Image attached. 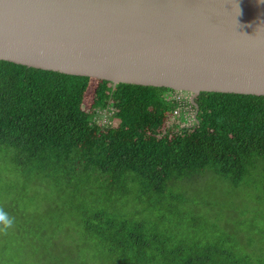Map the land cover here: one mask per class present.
Masks as SVG:
<instances>
[{"label":"trees","instance_id":"16d2710c","mask_svg":"<svg viewBox=\"0 0 264 264\" xmlns=\"http://www.w3.org/2000/svg\"><path fill=\"white\" fill-rule=\"evenodd\" d=\"M91 82V103L84 108ZM171 92L113 87L0 61V168L42 182L53 179L58 186L78 185L84 173L94 182L112 179L115 185L132 175L131 183L136 180L143 194L163 192L180 178L193 183L205 171L228 179L234 188L245 186L246 174L264 172V97L201 93L194 100L193 124L183 126L182 117L171 115L177 108ZM108 106L116 109L115 128L92 121L94 111ZM106 194L119 191L109 185ZM10 205L14 213L19 203ZM85 209L78 226L100 250L101 264L107 258V264H227L213 254L212 244L185 245L147 229L142 218ZM52 247L39 264H93L87 257L79 260L75 244ZM4 255L5 245L0 264L8 262Z\"/></svg>","mask_w":264,"mask_h":264},{"label":"water","instance_id":"95a60500","mask_svg":"<svg viewBox=\"0 0 264 264\" xmlns=\"http://www.w3.org/2000/svg\"><path fill=\"white\" fill-rule=\"evenodd\" d=\"M0 61L192 101L264 97V0H0Z\"/></svg>","mask_w":264,"mask_h":264},{"label":"rangeland","instance_id":"374dc122","mask_svg":"<svg viewBox=\"0 0 264 264\" xmlns=\"http://www.w3.org/2000/svg\"><path fill=\"white\" fill-rule=\"evenodd\" d=\"M93 89L91 82L84 108L91 103ZM177 98L190 101L192 97ZM191 115H196L194 110ZM131 178L125 176L115 185L112 179L94 182L84 173L78 185L67 182L70 185L58 186L53 179L42 182L14 174L11 167L0 168V208L18 218L10 228L0 230V253L4 245L7 248L4 257L8 262L4 264H25V257L29 264H39L53 243L75 244L79 260L87 257L93 264H101L100 250L78 226L85 208L91 206L107 208L117 217L142 218L147 229L185 245L212 244L213 254L221 255L220 261L227 264H264V172L246 174L245 186L234 188L228 179L205 171L193 183L180 178L163 192L147 194ZM109 185L119 191L117 196L106 194ZM13 200L19 203L14 213L9 209ZM109 261L107 258L106 264Z\"/></svg>","mask_w":264,"mask_h":264},{"label":"clouds","instance_id":"9594fccd","mask_svg":"<svg viewBox=\"0 0 264 264\" xmlns=\"http://www.w3.org/2000/svg\"><path fill=\"white\" fill-rule=\"evenodd\" d=\"M115 87V86H113ZM172 91V90H171ZM188 95V93H183V92H178V91H173L170 93V99L177 104V108H175L172 112L173 117H182L184 119V124L183 126H191L193 124V120L195 119V116L191 115L193 110L195 113L197 112V108L193 105V102L195 103L194 99L192 101V98L190 101H186L180 98H177L179 95ZM191 95V94H190ZM192 97V95H191ZM108 108H113L114 109V114L109 115L107 113ZM190 115V117H188ZM102 116H106L109 120V124H105L102 122H99L100 118ZM116 116V109L113 106H108L103 108L102 110H96L93 113V123L96 125H100L102 127H117L118 126V121L115 119ZM169 123H167L168 125ZM14 223V218L10 217L7 212H5L2 208H0V225H3V229L0 230H6L7 228H10L12 224Z\"/></svg>","mask_w":264,"mask_h":264},{"label":"built area","instance_id":"2783aa9c","mask_svg":"<svg viewBox=\"0 0 264 264\" xmlns=\"http://www.w3.org/2000/svg\"><path fill=\"white\" fill-rule=\"evenodd\" d=\"M107 113L109 115L114 114V109L113 108H108ZM99 120H100L99 122H102V123H105V124H109L110 123V120L106 116H102Z\"/></svg>","mask_w":264,"mask_h":264}]
</instances>
